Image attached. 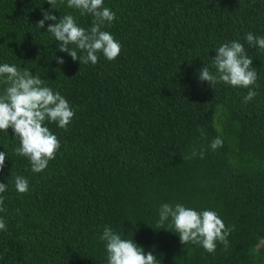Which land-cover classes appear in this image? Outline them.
<instances>
[{"label": "trees", "instance_id": "16d2710c", "mask_svg": "<svg viewBox=\"0 0 264 264\" xmlns=\"http://www.w3.org/2000/svg\"><path fill=\"white\" fill-rule=\"evenodd\" d=\"M116 19L102 30L122 45L93 65L59 51L49 24L71 14L86 30L90 14L47 0H0V64L27 67L59 91L74 110L67 129L45 122L60 141L56 158L31 170L11 128L0 132L7 184L0 218V264H107L108 226L157 264H264V50L247 33L264 37V0H104ZM45 11L57 21L37 22ZM238 41L257 73L249 89L199 80L215 49ZM75 45H69L74 48ZM78 56L85 53L77 49ZM54 57L65 61L58 64ZM5 85L0 84V93ZM203 129V134L201 133ZM220 137L222 147L212 150ZM193 150L204 151L188 159ZM29 191L15 189V177ZM164 203L214 210L229 246L215 253L182 245L171 218L156 229Z\"/></svg>", "mask_w": 264, "mask_h": 264}, {"label": "clouds", "instance_id": "9594fccd", "mask_svg": "<svg viewBox=\"0 0 264 264\" xmlns=\"http://www.w3.org/2000/svg\"><path fill=\"white\" fill-rule=\"evenodd\" d=\"M53 9L58 10V5H63L64 0H47ZM67 7L79 10L81 15L90 14L93 17L92 26L86 30L77 24L71 14L60 17L58 22L49 24L47 32L51 33L58 41L59 51L68 53L73 61L80 64L95 65L98 62V53H103L109 61L115 60L122 45L114 36L105 30V25H110L116 14L104 6V0H67ZM57 21L51 11H45L43 19L37 22L42 29L45 21ZM246 41L250 46L264 50V37H256L247 33ZM69 45H75L69 48ZM77 49L85 53L78 56ZM212 68L208 66L199 70V80L207 81L209 85L223 82L232 87L247 88L249 91L243 98L244 102L251 101L257 92L253 90L256 85L257 73L252 67V58L245 51V47L238 41L224 43L215 49ZM58 64L65 61L61 57H54ZM0 84L5 85L0 93V132L8 133L12 129L15 137L19 139V146L14 149L19 156L26 157L34 173L42 172L50 160L56 158L60 149V141L46 126L45 122L56 123L58 127L67 129L74 116V110L69 102L52 88L45 86V81L25 67L23 70L16 65L0 64ZM203 134V129H201ZM220 137L211 142V149L222 147ZM204 151L193 150L188 159L199 156L204 158ZM6 153L0 152V171L5 166ZM7 184L0 183V193H4ZM15 189L24 194L29 191L28 180L22 176L15 177ZM4 197L0 195V212L6 211L3 207ZM171 218L170 227H174L179 235L182 245H201L208 253H215L217 242L224 245L227 251L229 241L227 237L233 230L226 227L223 220L214 210L197 211L183 204L175 206L164 203L159 209V220L156 229H165L164 224ZM0 230L6 231V223L0 218ZM100 240L105 242L107 264H157V258L152 252L145 254L142 247L133 239H123L121 235L105 226ZM264 248V238L258 240L254 251Z\"/></svg>", "mask_w": 264, "mask_h": 264}]
</instances>
